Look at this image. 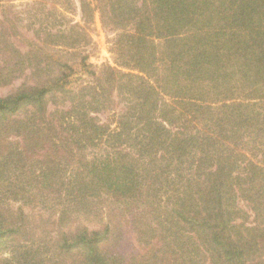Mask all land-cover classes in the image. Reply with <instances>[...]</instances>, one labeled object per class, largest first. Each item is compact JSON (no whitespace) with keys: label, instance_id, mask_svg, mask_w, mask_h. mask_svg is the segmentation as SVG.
<instances>
[{"label":"trees","instance_id":"trees-1","mask_svg":"<svg viewBox=\"0 0 264 264\" xmlns=\"http://www.w3.org/2000/svg\"><path fill=\"white\" fill-rule=\"evenodd\" d=\"M78 1L0 0V264H264V0Z\"/></svg>","mask_w":264,"mask_h":264},{"label":"rangeland","instance_id":"rangeland-1","mask_svg":"<svg viewBox=\"0 0 264 264\" xmlns=\"http://www.w3.org/2000/svg\"><path fill=\"white\" fill-rule=\"evenodd\" d=\"M13 1L14 2L12 3L15 7L10 11L18 12V17H20V19H18V21H16L15 24V27L18 31V37L14 40V43L17 45V47H19L23 51L26 50L28 41L34 39L33 37L34 32L37 30L38 23L41 22L40 21L41 19H48L47 21L44 22L45 24L43 25L44 26L43 29L45 28L47 29L48 27L51 28L52 26H54L55 21H52V19H57V17H60L61 14L66 17V20L64 19L61 20L62 24L67 22V23H79L82 25L80 21L81 13L79 9L78 0H72L75 3V7H76L75 13L66 12L62 10L59 6L55 4V0H13ZM9 17L11 19L14 18L11 15H9ZM30 18H33V20L35 19L37 23L34 24V26L28 27L27 21L29 23ZM85 30L88 34L89 42L86 44L84 48H81L80 52L87 57L86 63L90 66L89 68L97 72L98 69L104 64H109L112 67H114L115 65L113 63V56L110 53L111 39L113 38L114 34L103 29L98 18V13H95L93 21L85 26ZM75 69L78 71L76 67ZM85 76L86 75H83L82 79H84ZM71 81L73 85L82 82L81 80L78 81V78L76 77H71ZM24 82L30 84L32 83L30 79L22 77L16 80L15 82H13L10 86L0 88V98L8 94H11ZM49 109H51V107ZM118 109H120L119 105L116 111ZM99 117L102 122L108 121L107 113H101ZM132 247L133 246L130 243L129 245H127L126 251L129 252L132 249Z\"/></svg>","mask_w":264,"mask_h":264}]
</instances>
